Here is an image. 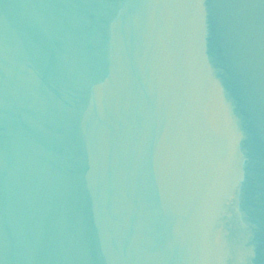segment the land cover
I'll use <instances>...</instances> for the list:
<instances>
[{
	"label": "water",
	"instance_id": "1",
	"mask_svg": "<svg viewBox=\"0 0 264 264\" xmlns=\"http://www.w3.org/2000/svg\"><path fill=\"white\" fill-rule=\"evenodd\" d=\"M0 264H264V0H0Z\"/></svg>",
	"mask_w": 264,
	"mask_h": 264
}]
</instances>
